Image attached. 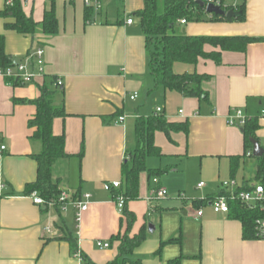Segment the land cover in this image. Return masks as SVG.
<instances>
[{"label": "crops", "instance_id": "crops-1", "mask_svg": "<svg viewBox=\"0 0 264 264\" xmlns=\"http://www.w3.org/2000/svg\"><path fill=\"white\" fill-rule=\"evenodd\" d=\"M21 2L25 14L36 23L44 21L54 4L59 32L54 36L42 32L21 35L6 30L12 20L0 16L6 54L25 63L42 49L46 75L36 85L19 87L0 77V264H82L63 240L68 234L78 239L80 251L93 264L113 262L119 243L111 244V239L124 233L126 224L112 194L103 186L123 182L128 152L137 147L136 122L159 109L171 122L188 120L190 131L188 136L183 132L155 134L161 157L147 159L139 198L126 207L136 218L131 235L144 229L148 234L132 259L142 264H167L176 258H182L181 264H264V240H246L242 222L215 214L210 203L197 218L193 205L194 200L211 201L221 195L224 180L235 181L243 189L254 185L252 180L261 182L263 158H256L252 176L247 170L249 159L255 158L253 149L247 151L243 129L230 126L228 120L237 110L258 119L256 136L264 149V118L260 117L264 108V44H252L245 53L222 52L220 64L211 60L197 66L176 64L177 74L198 72L212 77L204 84L210 100L201 103L176 92L153 91L155 82L148 71L145 37L137 17L145 0H100L90 22L86 21L85 0ZM245 2L243 22H180L177 32L196 37L264 38V0ZM7 5L8 0H0V13ZM54 78L63 84L51 88L55 105L64 106L67 116L55 120L53 132L65 137L68 157L55 163L53 177L59 180L63 193L72 198L80 194L88 203L80 222L74 208L59 211L54 206L36 205L34 193L25 194L27 186L37 181L38 164L33 156L42 153L43 145L32 139L34 130L29 128L36 106L16 100L36 101L41 95L38 85ZM152 98L163 100V105H154L149 112ZM122 117L124 121L119 122ZM2 147L6 149L1 151ZM193 166L200 173L196 192L189 189L188 179L177 176L191 174ZM150 170H159L161 175L151 178ZM201 183L205 187L199 189ZM160 189H166L168 197L150 201ZM178 192L175 198L169 197ZM184 192L195 198L186 206L179 202L185 198ZM86 195L91 197L85 199ZM149 226L154 227L153 232ZM170 240L180 242L166 244L158 256L161 244ZM100 243L111 247L101 249Z\"/></svg>", "mask_w": 264, "mask_h": 264}, {"label": "trees", "instance_id": "trees-1", "mask_svg": "<svg viewBox=\"0 0 264 264\" xmlns=\"http://www.w3.org/2000/svg\"><path fill=\"white\" fill-rule=\"evenodd\" d=\"M8 4L1 17L11 19L12 22L6 25V30L17 32L21 35L34 36L42 32L46 36H54L59 32V22L56 17L54 4L46 11L44 21L36 23L33 18L28 17L21 0H8ZM199 2L206 0H145V8L137 13L140 19V26L145 37V48L148 58V71L152 75L155 86L153 91L162 90L176 92L185 98L197 99L201 103L209 102V93L204 89V84L211 81L212 77L207 74L184 73L177 74L174 71L176 64L197 66L200 61L211 60L217 64L221 63L222 52L245 53L248 47L255 43L264 44V38L251 37H196L177 32V26L181 21L186 23L219 22L224 18L208 15ZM227 6V0H222ZM241 12V17L233 21L243 22L246 20V2L234 6H227ZM94 12V6L86 8V21L90 22ZM211 47L212 52L207 51ZM13 66V60L6 54L5 36H0V68L6 69ZM19 87L18 82L13 84ZM41 95L34 102L17 101L16 103H31L36 106L37 113L29 121V128L34 130L33 140L40 141L43 145L41 154L33 156L38 164L37 181L27 186L25 194L31 196L37 193L45 202V206L51 204L60 209L59 180L53 177V168L60 159L68 157L66 153V140L64 136H56L53 132V125L56 119L67 116L64 106L55 105V91L57 80L54 78L38 85ZM258 119H251L245 128V147L248 152L253 149L252 140H258L256 133L259 130ZM164 132L168 136L171 133L183 132L187 136L190 131V122H171L163 113H154L148 118H139L136 122L137 147L134 151L128 152L129 159L123 165V182L121 189L112 192L113 200L120 194L126 198V206L123 211L126 230L111 239V244L119 243L118 256L109 264H142L141 260H133V255L148 238L146 230L137 236H132V228L135 224V215L126 211L130 201L137 200L140 194V176L146 171V161L150 157H161L160 149L155 145V134ZM159 170H150L149 176L158 177ZM264 185V157L259 169V177ZM72 202L82 201L80 194L71 199ZM210 200H194L193 205L197 209L209 205ZM242 222L244 237L246 240H259L256 236V221L263 218L260 212L249 211L239 203H231V210L228 214ZM124 224V222H123ZM63 240L69 242L73 255L79 256L82 264H93L91 260L80 251L78 239L73 234H68ZM179 240H170L162 243L157 255L162 254L166 244L179 243ZM182 258H176L167 264H181Z\"/></svg>", "mask_w": 264, "mask_h": 264}, {"label": "built area", "instance_id": "built-area-1", "mask_svg": "<svg viewBox=\"0 0 264 264\" xmlns=\"http://www.w3.org/2000/svg\"><path fill=\"white\" fill-rule=\"evenodd\" d=\"M100 0H85L87 6L97 7ZM245 1V0H242ZM8 4H12V1H8ZM206 7L209 5H215L220 7H227L222 4V0H206ZM182 24H186V21H181ZM133 21L129 20L128 24H132ZM44 51L42 49L37 50L25 61V63H20L19 65L12 66L10 68L1 69L0 68V77L3 78L11 86L15 82H18L19 86L27 85H36L42 78H45L44 71ZM63 84L61 81H57V87H62ZM137 98V94L131 97V100L134 101ZM162 113V110H158L157 114ZM183 114V112H180ZM260 117L264 118V108L260 113ZM125 117L119 119V122L124 121ZM251 119L244 115L242 110H237L232 116L229 117V125L236 128H245L248 122ZM6 148L2 147L1 151H4ZM252 155V153H249ZM155 182H157L155 180ZM121 182H113L104 184L103 188L106 192L111 193L121 189ZM205 187L204 183L198 185L199 189ZM223 193L216 198L212 199L210 207L215 214L228 215L231 210V203H239L245 209L254 212H260L264 215V185L261 182H258L252 185L249 189L240 188L235 181L224 182L222 184ZM91 196L86 195L85 199H89ZM168 197V192L166 189H160L156 191L150 201L162 200ZM33 201L36 205H45V202L42 198L38 196L37 193L32 195ZM72 196L67 193H62L59 203L61 211H65L68 208L72 207L77 211V222H80L82 214L87 211L88 203L85 201L72 202ZM115 203L121 214L126 206V198L123 194H120L116 197ZM54 206V205H50ZM203 216V209L199 208L196 211V217L201 218ZM48 232L51 233V230L48 229ZM256 236L259 240H264V216L256 221ZM99 247L101 249H109L110 244L100 243ZM79 257V256H78ZM80 258V257H79Z\"/></svg>", "mask_w": 264, "mask_h": 264}, {"label": "rangeland", "instance_id": "rangeland-1", "mask_svg": "<svg viewBox=\"0 0 264 264\" xmlns=\"http://www.w3.org/2000/svg\"><path fill=\"white\" fill-rule=\"evenodd\" d=\"M243 1L242 0H227V4H229V5H232V4H241ZM134 21H137V19H134ZM183 28V27H182ZM141 101L143 102L144 101V98H141ZM154 105H158V106H162L163 105V100H157L156 102H155V98H152V100H151V102H150V104H149V106L147 107L148 108V110H149V112H151V108H153L154 107ZM160 110V109H159ZM158 111V110H157ZM250 161H249V163H248V168L250 169V170H247V171H249V173L251 174V172H252V176L255 174L254 172H255V170H256V167H257V159L256 158H250L249 159ZM252 163V164H251ZM252 168V169H251ZM71 171V172H70ZM70 175L72 176V174H73V165H72V167L70 168ZM185 175H186V177H185ZM199 175H200V173H199V171H198V168L196 167H194L193 166V170H192V172H191V174H185V173H179V174H177V176H180L179 178H180V180H183L184 178H186V179H188V184H189V189H191V190H193L194 192H196L197 190V183H199ZM254 178V177H253ZM252 178V179H253ZM225 181H227V182H231L230 180H224L223 182H225ZM251 182H253V184H255L256 183V181L255 180H252ZM179 194V192L177 193V194H175L174 196L172 195H170L169 194V197L170 198H175L177 195ZM182 196H183V198L184 199H182V200H180L179 202H180V204L182 205V206H186V205H188L190 202H191V200L192 199H195V198H193V197H190V196H187V194L184 192V193H182ZM184 200V201H183Z\"/></svg>", "mask_w": 264, "mask_h": 264}, {"label": "water", "instance_id": "water-1", "mask_svg": "<svg viewBox=\"0 0 264 264\" xmlns=\"http://www.w3.org/2000/svg\"><path fill=\"white\" fill-rule=\"evenodd\" d=\"M200 6L205 9L208 15H215L221 18H224L227 21H233L234 19H238L241 17V12L236 11L234 9H228V7H220L215 5H209L206 7L204 2H199ZM13 64L19 65L20 62L17 60L13 61ZM253 144V156L255 158H263L264 157V149L261 147L257 140H252ZM149 231L153 232L154 227L149 226Z\"/></svg>", "mask_w": 264, "mask_h": 264}]
</instances>
